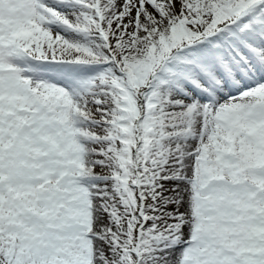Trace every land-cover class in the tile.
Listing matches in <instances>:
<instances>
[{
  "label": "snow or ice",
  "instance_id": "obj_1",
  "mask_svg": "<svg viewBox=\"0 0 264 264\" xmlns=\"http://www.w3.org/2000/svg\"><path fill=\"white\" fill-rule=\"evenodd\" d=\"M0 264H264V0H0Z\"/></svg>",
  "mask_w": 264,
  "mask_h": 264
}]
</instances>
